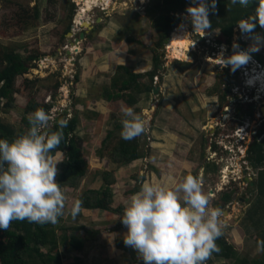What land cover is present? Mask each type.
I'll list each match as a JSON object with an SVG mask.
<instances>
[{"label": "rangeland", "instance_id": "1", "mask_svg": "<svg viewBox=\"0 0 264 264\" xmlns=\"http://www.w3.org/2000/svg\"><path fill=\"white\" fill-rule=\"evenodd\" d=\"M100 5L94 6L93 0H0V63L5 51L13 52L21 56L28 69L16 79L14 108L0 111V123L18 130L30 100L53 107L46 131L65 112L68 120H79L77 135L88 171L76 189L65 190L66 213L57 231L64 232L58 231L62 244L65 236L75 237L88 248L80 254L67 253L64 263L95 264L93 260L106 256L108 264H124L125 257L119 256L113 244V234L120 232L123 239L127 228L119 220L130 193L139 191L146 180L170 185L172 179L180 181L191 174L200 178L210 196V206L223 211L220 238L227 247L231 245L230 258L212 256L207 264H264V253L256 252L257 241L264 240V202L258 206L257 186L264 164L256 168L248 160L254 143L264 147V92L245 85L246 71L264 72V50L261 48L259 59L253 57L247 68L235 73L229 67L222 69L214 59L221 45L227 48L226 56L232 54L233 42L238 44L243 38L238 27L233 41L221 44V32L202 37V33H194L190 22L183 28L185 35L178 33L183 23L181 14L178 18L182 23L170 37L183 35L186 47L177 48L176 58L169 59V46L166 50L165 44L156 48L153 39V24L161 15L163 0H111L110 6L104 1ZM84 23L91 30L81 28ZM80 34H85V39L78 43L80 50L73 52ZM119 67L142 74L141 85L158 89V95L152 91L137 96L134 110L147 126V131L137 137L142 159L124 168L112 164L111 157L122 140L121 131L114 128L123 119L120 108L128 105L124 101L107 103L103 96ZM149 73H155L153 82L145 76ZM130 95L136 97L134 92ZM111 131L115 136L103 147ZM246 132L247 138L242 136ZM62 159L65 162V154ZM107 172H114L121 182L112 188L114 212L119 213H101L94 218L90 211L73 218L67 209L87 190H97ZM60 173L58 169L56 180ZM81 227L86 232H74ZM116 229L120 231L114 232ZM97 231H110L109 243L108 236L104 241L107 253L98 250L96 242L92 243L95 238L88 235ZM65 250L68 252L61 247V252Z\"/></svg>", "mask_w": 264, "mask_h": 264}, {"label": "clouds", "instance_id": "2", "mask_svg": "<svg viewBox=\"0 0 264 264\" xmlns=\"http://www.w3.org/2000/svg\"><path fill=\"white\" fill-rule=\"evenodd\" d=\"M192 3L195 6L186 8L180 27L190 22L194 33H202L204 37L212 27L209 15L216 11L217 0H192ZM253 3L254 12L237 22L241 37L251 43L241 49L233 42L232 54L228 56L226 46L221 45L214 60L222 69L229 67L235 73L247 68L253 54L264 48V35L255 31L257 26L264 29V0H229L227 8L230 10L237 4L248 8ZM215 32L218 34L220 30ZM245 76L248 88L259 85L258 91H264V72L246 71ZM120 112L122 139L130 141L147 131L145 119L134 107L122 105ZM27 119L29 127L24 134L11 142L0 139V229L5 231L13 221L56 225L66 213L67 197L56 177L57 165L63 162L64 155L57 149L64 141L63 129L68 121H57L59 130L49 132L46 129L51 117L43 108L30 113ZM245 134L248 132L242 136ZM225 152L228 153V148ZM82 203L77 199L67 209L73 218L83 211ZM210 204V196L197 176L188 174L180 181L172 179L170 185L146 180L139 191L127 198L120 217L127 228L123 243L136 252L143 264H207L213 253L220 252L216 240L223 235L224 228L223 211ZM256 252L264 253V240L257 241Z\"/></svg>", "mask_w": 264, "mask_h": 264}, {"label": "trees", "instance_id": "3", "mask_svg": "<svg viewBox=\"0 0 264 264\" xmlns=\"http://www.w3.org/2000/svg\"><path fill=\"white\" fill-rule=\"evenodd\" d=\"M229 0H217L216 11L210 13L209 20L212 27L208 36L220 30L221 36L218 39L221 44L231 43L234 39L237 22L241 19H247L254 12L255 3L248 8H242L239 4L231 6L228 10ZM192 0H163L161 15L153 24V39L155 40L156 48L163 46L164 41L169 37V34L182 23L178 18L181 14H185L187 7L192 6ZM257 33L264 35V29L259 26L255 30ZM223 41H222V40ZM251 41L242 38L238 41L241 49H246ZM264 50V48H262ZM2 56V68H0V111H9L14 108V86L18 77L23 76L27 72L25 62L17 53L7 52ZM253 57L259 59V54L254 53ZM28 62V61H27ZM159 64V61L156 63ZM117 75L112 79V86L109 90H105L103 96L107 103H117L124 101L129 107H135L138 104L137 96L144 93H152L153 87L146 88L139 83L144 77L143 75L134 74L133 71L125 67H119ZM153 82L155 73L145 75ZM136 94L132 96V93ZM127 93H130L129 95ZM56 94V93H55ZM2 102L5 104L2 106ZM38 108H43L49 115L53 109L50 105L40 104L34 100H30L24 106V114L20 121L19 129L0 123V139H7L10 142L17 136L24 134L29 127L28 115ZM56 123L49 132L59 130L57 121L67 120V127L63 129L64 141H62L57 151H62L65 156V162L57 165L61 172L57 182L64 189H76L81 180L86 176L88 171V163L82 155L80 146V138L77 135L79 129V120L74 117L72 120L67 119V113L60 114L56 118ZM116 131L122 130V124L116 125ZM114 131L108 133L103 147L114 138ZM139 139L135 138L130 141L122 139L112 151L111 162L119 167H128L142 159L140 153ZM248 160L251 166L262 168L264 164V147L262 144L254 143L249 152ZM103 190H87L82 196L77 199L81 200L83 210H101L105 212H114L112 204L114 202L112 188L116 186L118 177L114 172H107L103 175ZM259 201L264 202V170L260 169L258 178ZM140 188V187H138ZM137 190L130 194H135ZM76 199V200H77ZM225 202L229 201V196L225 195ZM121 210V207L118 208ZM253 210L252 212L257 211ZM119 213V212H116ZM252 216V215H251ZM63 217L59 218L56 225L45 224L39 225L25 221H13L7 231L0 229V264H65L64 257L67 253H80L84 250L85 243L75 237L68 238L65 236L64 242L60 241L58 231L63 235V230L57 231V225L62 223ZM86 232L85 227H81L74 232ZM67 232V231H66ZM96 237L97 232L88 234ZM69 244V245H67ZM216 244L220 246V252L213 253L216 258H230L231 245L227 247L226 242L219 238ZM62 248H67L61 252ZM223 248V250H222ZM239 264V263H236ZM263 264V263H257Z\"/></svg>", "mask_w": 264, "mask_h": 264}, {"label": "crops", "instance_id": "4", "mask_svg": "<svg viewBox=\"0 0 264 264\" xmlns=\"http://www.w3.org/2000/svg\"><path fill=\"white\" fill-rule=\"evenodd\" d=\"M142 75V74H141ZM139 143H140V141H139ZM141 148V147H140ZM136 163V162H135ZM119 167V166H118ZM124 168V167H123ZM122 181V180H121ZM102 182H103V179H102ZM119 183H121L120 182V180H118V183H117V185L119 184ZM103 189H105V187H104V183H102L101 184V186L99 187V188H97V190H103ZM64 190H69V189H64ZM94 190H96V189H94ZM112 192H113V196H114V191H113V189H112ZM78 198V197H77ZM76 198V199H77ZM114 205L116 204V198L114 197V203H113ZM113 204H112V209H115L114 207H113ZM122 208V207H121ZM123 209V208H122ZM84 212H90L89 210H83L79 215H82V214H84ZM94 212V218L96 217V216H100V214L101 213H104V214H108L109 212H105V211H101V210H94L93 211ZM115 214H116V212H114ZM119 222H120V220H119ZM121 225V224H120ZM109 228H110V226H109ZM94 230V229H93ZM107 230V229H106ZM117 230V231H116ZM114 232H119L120 230L119 229H116ZM113 232V233H114ZM127 232V229H125V231H124V234ZM107 233H110V231H107V232H101L100 234H99V232L97 231V235H96V237H94L95 239H94V241L92 242V243H95L96 242V247H97V249L98 250H100L101 249V252L102 253H105L106 251H105V249H107V247H108V244L105 246V244H104V241H105V239L107 238V236H108V238L106 239V243H109V240H110V235H108ZM114 235V237H113V244H114V246H115V249L118 251V253L120 254L121 253V255H119L122 259L125 257V260H124V264H133L132 263V261H134V260H136V259H138L137 258V254H136V252L133 250V249H131L130 247H126L125 245H124V243H123V239H120L121 237H122V233H115V234H113ZM120 237V238H119ZM119 238V239H118ZM98 241L100 242V244H99V246H97V243H98ZM85 247L86 248H88V246H87V244H85ZM111 247V246H110ZM107 253V252H106ZM80 254V253H79ZM106 259V256H105V258L103 259V260H101V258H100V260H93V262L95 263V264H108V262L105 260ZM139 260L140 259H138V262H139Z\"/></svg>", "mask_w": 264, "mask_h": 264}, {"label": "bare ground", "instance_id": "5", "mask_svg": "<svg viewBox=\"0 0 264 264\" xmlns=\"http://www.w3.org/2000/svg\"><path fill=\"white\" fill-rule=\"evenodd\" d=\"M104 1V4H107L108 3V5L110 6L111 5V0H93V5L94 6H96V7H99V6H101L100 4L102 3ZM87 27H90V25L89 24H86V23H84V24H82V26H81V28H84V29H88ZM89 30H91V29H89ZM177 32L178 33H181V34H183V35H185V33L187 32L185 29H183V28H180V29H178L177 30ZM183 35H179V37H178V35H176V33H175V35L173 36V39L170 41V43H169V47H168V57H169V59H171V58H176V57H174L175 56V51H176V49L177 48H179V49H185V47H186V39H182L184 36ZM70 37V36H69ZM182 39V40H181ZM79 45H74L72 48H74L73 49V52H74V50H80L79 48ZM72 52V53H73ZM69 65V64H68ZM248 87V86H247ZM249 88H259V85H257V87H249ZM261 92H264V91H260V93ZM259 117H261V115H259ZM262 118V117H261ZM228 118H226V120H227ZM224 174H226L227 175V173L225 172ZM225 175V176H226Z\"/></svg>", "mask_w": 264, "mask_h": 264}, {"label": "water", "instance_id": "6", "mask_svg": "<svg viewBox=\"0 0 264 264\" xmlns=\"http://www.w3.org/2000/svg\"><path fill=\"white\" fill-rule=\"evenodd\" d=\"M87 28H88L87 30L91 29V27H87ZM84 39H85V34H80V37L78 40H76L75 45H78L79 41H82ZM170 41H171L170 37L165 40L164 43L165 45L163 46V50H166V46L169 45ZM68 55H70V52H68ZM159 69H161V67H159ZM153 94L158 95V89H154ZM261 115L264 118V108L261 109Z\"/></svg>", "mask_w": 264, "mask_h": 264}, {"label": "built area", "instance_id": "7", "mask_svg": "<svg viewBox=\"0 0 264 264\" xmlns=\"http://www.w3.org/2000/svg\"><path fill=\"white\" fill-rule=\"evenodd\" d=\"M261 66V65H260ZM245 136L247 137L248 136V134H245ZM242 140H245V137H242Z\"/></svg>", "mask_w": 264, "mask_h": 264}]
</instances>
